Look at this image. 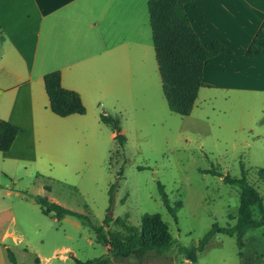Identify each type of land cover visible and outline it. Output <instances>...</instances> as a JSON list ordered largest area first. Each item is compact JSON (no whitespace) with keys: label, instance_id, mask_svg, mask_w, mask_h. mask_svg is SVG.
Returning <instances> with one entry per match:
<instances>
[{"label":"rangeland","instance_id":"obj_1","mask_svg":"<svg viewBox=\"0 0 264 264\" xmlns=\"http://www.w3.org/2000/svg\"><path fill=\"white\" fill-rule=\"evenodd\" d=\"M153 63L156 86L146 82L126 99L115 91L98 102L86 100V113L75 126H65L63 140L39 141L37 161H3L0 154V264H10L8 249L23 264H39L38 257L40 264H75L107 254L92 228L72 216L58 220L43 214L36 196L86 214L97 226L111 215V232L124 230L115 223L118 218L139 227L143 215L160 214L174 245L148 264H188L181 248L197 246L215 223H236L238 187L204 170L241 177L243 163L248 181L264 196L258 173L264 169V99L225 103L218 97L214 106L199 100L190 115L180 116L169 109ZM102 114L120 116L127 142L119 154ZM112 184L117 188L109 212ZM159 184L175 215L164 204ZM238 251L234 237L218 233L197 264H221L222 259L237 264Z\"/></svg>","mask_w":264,"mask_h":264},{"label":"crops","instance_id":"obj_2","mask_svg":"<svg viewBox=\"0 0 264 264\" xmlns=\"http://www.w3.org/2000/svg\"><path fill=\"white\" fill-rule=\"evenodd\" d=\"M149 1L0 0V119L19 128L12 148L0 152L3 161H37L40 140L61 141L65 126L80 120L51 111L47 73L59 71L62 86L79 93L84 105L115 91L126 99L146 82L156 86ZM188 15L206 48L218 42L230 51L206 63L195 105L214 106L218 97L225 103L264 99V59L246 55L264 21V0H195ZM244 243L237 264H264V227L249 229ZM199 256L185 261L197 264Z\"/></svg>","mask_w":264,"mask_h":264},{"label":"trees","instance_id":"obj_3","mask_svg":"<svg viewBox=\"0 0 264 264\" xmlns=\"http://www.w3.org/2000/svg\"><path fill=\"white\" fill-rule=\"evenodd\" d=\"M193 1L195 0H150L148 3L163 92L170 110L180 116L192 113L208 60L220 54L230 53L218 42H214L210 49L203 45L188 15V4ZM246 55L250 58L264 59V21L249 45ZM44 82L50 109L54 114L68 117L86 113L79 93L62 86L59 71L47 73ZM101 120L110 125L115 133L118 146L115 154H119V150L123 149L127 142V138L121 133L120 116L102 114ZM18 132L19 128L16 125L0 119V152H8L12 148ZM241 168V177L224 175L215 168L203 171L219 176L226 184L238 187L240 191L238 218L234 225L227 227L215 223L197 246L181 248L186 259L197 261L199 253L205 250L210 240L218 233L234 237L239 255H242L246 232L252 228L264 227V196L248 181V170L243 163ZM258 173L264 178V169L258 170ZM116 188L117 184H112L109 190V212L114 204ZM159 190L164 204L175 215L176 209L171 207L165 187L159 184ZM35 202L47 216L54 214L58 220L66 216L75 217L93 229L98 243L108 247L107 255L86 262L77 259L75 264H148L149 260L162 259L164 253L174 245L169 226L158 213L143 215L139 227L128 224L126 219L118 218L115 223L124 230L111 232L108 231L110 223L114 221L111 215L107 216L103 225L97 226L90 216L67 209L46 197L36 196ZM254 212L258 213V217L254 216ZM8 257L10 264H22L10 249ZM131 259L133 262H130Z\"/></svg>","mask_w":264,"mask_h":264}]
</instances>
